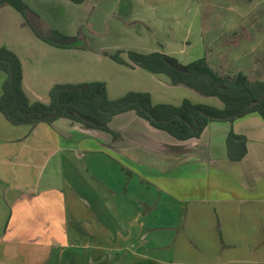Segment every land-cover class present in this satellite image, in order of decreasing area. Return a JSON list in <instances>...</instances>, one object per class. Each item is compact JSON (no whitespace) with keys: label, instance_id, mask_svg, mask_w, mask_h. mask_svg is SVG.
<instances>
[{"label":"crops","instance_id":"0c3cea01","mask_svg":"<svg viewBox=\"0 0 264 264\" xmlns=\"http://www.w3.org/2000/svg\"><path fill=\"white\" fill-rule=\"evenodd\" d=\"M179 1L162 0V13H169L163 15L171 17ZM59 2L52 4L78 5V10L90 8L89 13L95 9L94 0ZM135 7L158 9L150 0H124L118 10L126 14ZM14 11L0 7V34L11 31L3 23L11 17L22 39L0 41V48L19 58L29 100L48 103L25 69L31 60H23L33 56L40 40ZM69 19L67 37L76 38L80 19ZM94 19L98 30L100 18ZM98 46L60 49L55 68L72 75L79 74L82 63L108 64L106 57L89 53L107 51ZM126 63L125 69L139 70ZM4 79L0 74V95ZM59 120L51 127L60 124L53 131L67 132H59L65 140L54 134L40 140L37 127L13 126L0 114V264H235L245 258L243 246H252L248 232H256L254 240L257 233L261 236L254 217L264 199L259 187L264 182V122L257 114L209 122L199 138L185 142L153 129L133 112L110 121L109 128L121 138L115 142L106 133ZM230 132L246 140V154L237 162L227 157Z\"/></svg>","mask_w":264,"mask_h":264},{"label":"rangeland","instance_id":"374dc122","mask_svg":"<svg viewBox=\"0 0 264 264\" xmlns=\"http://www.w3.org/2000/svg\"><path fill=\"white\" fill-rule=\"evenodd\" d=\"M54 1L34 0L33 5L28 0L27 4L25 2L37 15L38 27L46 35H50L53 28L58 37L69 38L67 37L69 18L72 17L77 22L80 19L75 44L61 47L38 39L41 43L32 48L33 56L23 57L24 61L31 60L28 61L29 68L25 69L28 70L30 77L36 80L40 97L46 102L49 100L48 87L52 84H80L101 79L105 81L107 97L111 100L123 97L128 91L142 90L150 95L154 105L179 106L183 100H188L193 104H205L218 109L223 107L215 97L200 95L184 86H173L164 75H152L141 68L130 71L108 57H106L108 64L102 62L104 66L95 62L81 64L82 61H78L81 64L79 74L77 72L70 75L55 68L56 64L61 62L55 53L69 47L94 50L99 48L98 45H104L107 51L89 52L103 57V52L108 55L118 52L112 46L120 45L126 49L120 54L126 62L128 51L159 52L173 58L181 66L205 58L208 66L221 76L233 77L241 72L251 82H264V0H180L171 17L163 15L169 13H162V0H150L152 7L158 6L157 10L143 12L135 7L126 14L118 10L119 3L124 0H94L95 9L91 13L90 8L85 11L78 10L79 6L75 5L73 6L75 8L65 9L59 4L53 5L52 3H61L59 0ZM14 13L21 20L22 16L15 11ZM94 15L100 18L101 27L98 30L93 28ZM22 21L24 23L23 18ZM3 23L5 30L7 31L9 27L11 31L0 34V41L9 42L15 37H20L17 35V31L20 30L16 19L8 17ZM89 38L100 39L90 43ZM113 63L118 67H113ZM100 66L102 67L99 69ZM0 74L4 76L3 73ZM61 121L63 120L56 123ZM51 126L52 124H40L29 128L33 130L37 127L40 140H45L46 136L50 137L52 134L56 139L65 140L59 132L64 135L67 132L61 130L56 132L61 128L60 124L57 125L58 129ZM110 126L112 127L111 124ZM72 136L75 137V134ZM111 139L113 142L118 140ZM259 187L262 188L261 196H264V182H261ZM231 190L235 191L232 188ZM256 211L254 218L258 226L257 232L261 225L262 234L260 236L257 233L258 237L254 240L251 234L256 232H248L247 241L248 244L251 242L252 246H243L245 258L242 257L241 261L235 264L264 263V199ZM245 223L247 225V222Z\"/></svg>","mask_w":264,"mask_h":264},{"label":"trees","instance_id":"16d2710c","mask_svg":"<svg viewBox=\"0 0 264 264\" xmlns=\"http://www.w3.org/2000/svg\"><path fill=\"white\" fill-rule=\"evenodd\" d=\"M81 4L85 0H68ZM10 6L24 19V25L43 42L47 37H58L54 32L44 34L39 29L38 17L23 0H0V7ZM51 44V43H49ZM118 51L113 55L103 52L116 64L129 66ZM134 66L155 75H164L173 86H184L200 95L217 98L222 108L205 104H193L183 100L179 106L152 104L148 93L127 92L118 99H109L106 86L101 82L80 84H55L48 95V103L30 101L22 87V66L19 58L10 50L0 48V72L5 79L0 95V114L13 126L38 124L51 125L59 119L86 129L96 130L120 138L109 128L113 117L133 112L173 139L185 142L200 137L209 122H234L249 114H257L264 122V82H251L241 72L233 77L214 72L205 58L186 66L184 72L177 71L170 63L178 64L173 58L153 52L148 54L126 52ZM227 157L231 162L240 161L246 154V140L230 132L226 138ZM264 264V263H260Z\"/></svg>","mask_w":264,"mask_h":264},{"label":"water","instance_id":"95a60500","mask_svg":"<svg viewBox=\"0 0 264 264\" xmlns=\"http://www.w3.org/2000/svg\"><path fill=\"white\" fill-rule=\"evenodd\" d=\"M46 40L51 44L61 46V47L71 46V45L75 44L77 41V39H75V38H62V37H56V36L55 37H47ZM170 65L174 69H176L177 71H180V72L185 71V68L181 65L172 64V63H170Z\"/></svg>","mask_w":264,"mask_h":264}]
</instances>
